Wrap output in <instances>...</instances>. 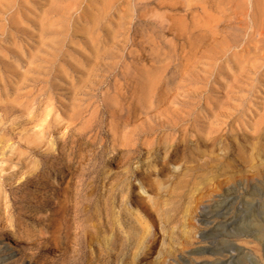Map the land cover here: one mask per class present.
Masks as SVG:
<instances>
[{
  "label": "rangeland",
  "instance_id": "rangeland-1",
  "mask_svg": "<svg viewBox=\"0 0 264 264\" xmlns=\"http://www.w3.org/2000/svg\"><path fill=\"white\" fill-rule=\"evenodd\" d=\"M0 264H264V0H0Z\"/></svg>",
  "mask_w": 264,
  "mask_h": 264
},
{
  "label": "bare ground",
  "instance_id": "bare-ground-1",
  "mask_svg": "<svg viewBox=\"0 0 264 264\" xmlns=\"http://www.w3.org/2000/svg\"><path fill=\"white\" fill-rule=\"evenodd\" d=\"M263 235L260 233V237H262Z\"/></svg>",
  "mask_w": 264,
  "mask_h": 264
}]
</instances>
